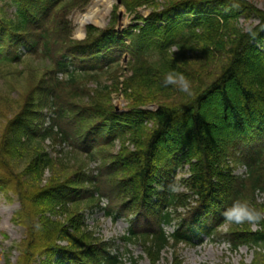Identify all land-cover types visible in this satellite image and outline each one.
<instances>
[{"label":"trees","instance_id":"trees-1","mask_svg":"<svg viewBox=\"0 0 264 264\" xmlns=\"http://www.w3.org/2000/svg\"><path fill=\"white\" fill-rule=\"evenodd\" d=\"M12 1L16 4L14 15L10 19L0 17V52L6 45L11 52L15 49L11 56L15 60L23 53H34L37 47L38 51L43 41L48 54L50 34L42 23L49 20L58 4L65 5L71 0ZM159 1L121 0L127 11L148 4L154 8L147 17L139 16L123 32L88 26L86 40L69 39L67 51L57 63L58 71L72 79L77 72L83 74L87 70L76 69L72 64L74 58L101 57L103 62H96L92 70L110 69L120 61L122 53H131L137 81L154 87L170 85L164 79L171 68L174 70L171 62L174 54L185 56L188 50L197 51L204 64L218 63V70L212 73L209 82H201L197 91L174 104L160 103L156 110L132 106L119 112L111 105L94 104L75 110L62 108L60 112L65 117L62 111H69L71 118L76 116L84 119L83 125L91 124L89 128V125L81 128L82 142L92 144L94 134L101 132V139L108 144L122 137L134 141L135 150L126 151L122 146L117 161L119 168L116 169L115 160L112 163L115 171H122L120 185L128 197L132 215L124 239L145 245L150 264H161L162 254L168 247L192 243L198 232L214 233L218 226L229 221L225 213L243 201V189L248 180L253 191L264 192V11L243 0H167L160 9L155 6ZM242 15L246 18L254 15L258 23L247 29L235 25ZM35 33H38L37 39ZM20 45L24 47L22 52L18 50ZM187 64L190 65V61L187 60ZM190 72L187 67L182 75L192 76ZM33 111L28 105L15 117V125L11 123L18 133L22 132L21 136L27 135V140L19 138V142L29 143L30 131L39 132L29 119ZM54 129L58 132L57 126L50 124L41 137H53ZM235 164L247 168L248 179L234 173ZM185 166L189 176L179 180L183 187L180 190L176 187V177L178 170ZM86 181L89 185L97 183L95 177ZM78 184L72 179L56 187L50 186L35 195L34 200L42 197L48 204L69 207L76 200L74 193ZM0 186L4 188L8 182ZM95 191L98 192V188ZM96 192H91L90 197L94 198ZM25 206L23 198L24 212H19L20 218L26 215ZM261 207L264 209V202ZM107 214L114 219L119 217L112 210ZM257 214L252 213L251 217L257 221L259 229L255 232L248 229L241 241L250 242L260 250L259 258L252 264H264V218L260 214L255 218ZM41 217L49 220L45 213ZM172 225L174 229L169 232L166 228ZM32 229L34 227L28 231L27 239L35 242ZM55 230L54 225L44 226L38 248L42 255L57 256L58 264L65 261L124 263L119 253L109 250L108 243H93L96 238L84 224L73 223L74 236L65 247L47 244L54 238ZM67 232L68 228L59 229L57 236L62 237ZM130 262L139 264L134 257Z\"/></svg>","mask_w":264,"mask_h":264},{"label":"rangeland","instance_id":"rangeland-1","mask_svg":"<svg viewBox=\"0 0 264 264\" xmlns=\"http://www.w3.org/2000/svg\"><path fill=\"white\" fill-rule=\"evenodd\" d=\"M95 1L71 0L65 5H57L49 20L42 23L50 34L51 51L48 54L44 51L43 41L38 51L37 47L34 53H23L21 58L15 60L11 57L15 54V49L11 52L6 45L0 52V184L8 182V186H0V264H58L57 256L50 258L42 255L38 248L41 243L39 236L45 225H54V238L47 244H53L54 247L68 246L72 241L69 238L74 236V222L88 227L96 238L93 243H108L109 250L121 255L123 264H131L132 257L138 259L139 264H150V258L144 251L145 245L140 242L133 244L124 239L128 234L132 215L128 208V197L120 185L119 175H122V171H115L112 163L113 160L117 162L120 159L118 157L122 154V146L126 147V151L135 150L134 141L130 137H122L113 144H108L105 139H101V132L94 134L92 144L89 141L82 142V136L79 135L81 128L89 124L85 122L83 125L84 119H78L76 116L71 118L73 115L69 111H62L65 117L60 115V112L62 108L75 110L77 107H93L94 104L102 107L111 105L119 112L127 111L132 106L156 110L160 103L174 104V101L197 91L201 82H209L212 73L218 70V63L208 61L204 64L197 51L188 50L185 56L182 53L174 54L171 56L174 70L171 68L164 79L168 81L171 77L174 82L164 87H154L137 81L131 53H122L120 61L110 69L96 70H92L91 66L98 64L96 62L102 63L103 59L89 55L74 58L72 64L76 69L87 70L83 74L77 72L76 78L74 76L70 79L68 74L59 72L57 66L67 51L69 39L86 40L87 28L90 25L98 29L114 28L123 32L132 26L139 16L147 17L154 8V5L148 4L127 11L121 0L120 3L119 0H113L109 12L104 11L97 19L100 21L99 25L93 22L82 25L81 22ZM164 1L167 0H160L155 6L162 8L167 4ZM172 1L177 0L169 2ZM243 1L264 11V0ZM117 5L114 15L113 11ZM15 10L16 4L12 0H0V17L10 19ZM257 23L254 15L250 18L242 15L235 25L247 29ZM30 34L28 33L29 36L32 35ZM33 35L38 38V33ZM127 42L129 43V40ZM23 48L20 45L18 50L22 52ZM187 67L193 77L186 73L182 75ZM185 83L188 85L187 91L183 90ZM28 105L34 110L29 116L30 122L39 132L31 130L30 142L24 143L19 142V138L22 141L27 140V135L21 136L22 132L18 133L11 123L15 125V117ZM50 124H55L58 132L54 129L53 137L43 139L41 133ZM147 125L151 127L152 124ZM234 166L237 176L248 179V170L244 165ZM118 168L117 162L116 169ZM178 172L176 187L183 190L179 180L188 178V167L180 168ZM30 173L35 175H29ZM92 177L97 180L95 185H89L86 181ZM72 179L79 184L74 193L76 200L71 202L69 207L48 204L42 197L39 201L34 200L39 192ZM95 188L99 191L96 192ZM72 191L73 189H69V192ZM91 192H96L94 198L90 197ZM79 194L82 195L80 198ZM242 197L243 201L233 207L244 217L239 223L229 220L218 226L214 233L198 232L192 243L168 247L163 252L160 263L252 264L259 258L260 250L250 242L241 240L248 229L251 232L259 229L257 221L248 217H251L252 213H258L264 218V209L261 207L264 192L253 191L248 180ZM23 198L26 201V215L20 218L19 212H24ZM109 210L119 217L114 219L112 215H108ZM42 213H45L49 220L41 217ZM31 227H34L32 230L36 237L35 242L27 239ZM63 228H68V232L58 237V230ZM166 229L171 232L174 225ZM234 244L238 247L235 248ZM77 263L65 261L63 264Z\"/></svg>","mask_w":264,"mask_h":264},{"label":"bare ground","instance_id":"bare-ground-1","mask_svg":"<svg viewBox=\"0 0 264 264\" xmlns=\"http://www.w3.org/2000/svg\"><path fill=\"white\" fill-rule=\"evenodd\" d=\"M113 2V0H96L93 6H91L89 9L85 19L81 22L82 25L86 24L87 22H93L99 25L100 21L97 19L103 15L104 11L109 12V10L112 8Z\"/></svg>","mask_w":264,"mask_h":264},{"label":"clouds","instance_id":"clouds-1","mask_svg":"<svg viewBox=\"0 0 264 264\" xmlns=\"http://www.w3.org/2000/svg\"><path fill=\"white\" fill-rule=\"evenodd\" d=\"M167 82H168V83H173L174 81L172 80L171 77H169ZM183 90H184V91H187V90H188V85H187V83H185V84L183 85ZM225 215L227 216V218H228L229 220H235V221H237V222L241 221V220L244 218L241 214H239V210L236 209V208H233V209L228 210V211L225 213ZM248 218H252V217H248ZM255 218L258 219V218H259V214H257V216H256Z\"/></svg>","mask_w":264,"mask_h":264},{"label":"water","instance_id":"water-1","mask_svg":"<svg viewBox=\"0 0 264 264\" xmlns=\"http://www.w3.org/2000/svg\"><path fill=\"white\" fill-rule=\"evenodd\" d=\"M119 3H120V0H119Z\"/></svg>","mask_w":264,"mask_h":264}]
</instances>
